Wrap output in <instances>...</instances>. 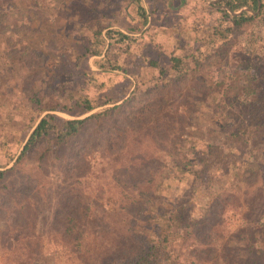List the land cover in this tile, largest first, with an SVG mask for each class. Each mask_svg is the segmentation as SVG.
I'll use <instances>...</instances> for the list:
<instances>
[{
    "label": "trees",
    "instance_id": "trees-1",
    "mask_svg": "<svg viewBox=\"0 0 264 264\" xmlns=\"http://www.w3.org/2000/svg\"><path fill=\"white\" fill-rule=\"evenodd\" d=\"M63 1L60 8L78 7L73 14L79 20L82 2L90 0ZM111 3L109 11L116 15L103 31L97 26L86 33L82 40L90 37L89 45L73 47L70 39L60 44L52 38L43 40L45 45L40 47L35 42L44 27L37 16L46 0H0V57L17 64L9 73L0 67V87L9 91L0 93V126L4 128L0 148L12 159L21 146L10 166L0 165V254L11 258L8 264H31L45 237L75 264H231L234 253L227 244L217 253L215 239L224 234L218 218L246 203L251 190L259 197L260 212L264 209V190L259 192L252 177L253 159L259 153L264 156V59L255 64L246 57L237 63L243 65L234 69L235 80L218 96L225 104L217 121L219 142L198 133L187 136L184 123L182 132L170 137L168 132L173 131L184 103L182 94L196 71L194 62L187 64L182 55L172 53L167 65L146 57L142 69H134L128 56L122 65L115 64V45L129 53L137 40L132 34L146 28L150 10L144 0ZM218 4L232 11L242 6L255 11L230 14L216 7L221 24L225 23L222 29L232 34L220 46L253 21L264 26V0L258 9L257 0H219ZM97 13L103 14L100 7ZM120 16L126 21L122 26L115 22ZM47 46L55 53L46 51ZM90 55L99 56L94 70ZM65 62L78 68L84 63L83 74L95 72L88 80L109 73L115 77L111 84L134 85L127 84L128 91L117 99L103 94L94 103L72 78L69 82L74 86L61 84L72 75L65 72ZM96 106L101 107L76 117ZM8 122L18 126L17 133ZM167 146L177 157L164 166L165 176L156 179V171L148 168L154 161L152 151ZM96 161L115 167L111 186L106 189L95 183L108 228L101 229L105 240L93 256L79 251L86 221L97 216L89 200H81L89 192L92 176L96 177L92 173ZM130 169L136 174L130 175ZM112 186L118 187L116 192ZM241 186L246 188L241 191ZM235 254L238 264H264V251L255 247L248 252L237 247Z\"/></svg>",
    "mask_w": 264,
    "mask_h": 264
},
{
    "label": "rangeland",
    "instance_id": "rangeland-1",
    "mask_svg": "<svg viewBox=\"0 0 264 264\" xmlns=\"http://www.w3.org/2000/svg\"><path fill=\"white\" fill-rule=\"evenodd\" d=\"M218 1L144 0V5L150 10V16L146 28H142V31L132 34L137 37L136 45L130 46L129 53L124 51L122 45H115L116 58L114 59V63L122 65V62H125L124 58L128 56V60L134 69H142V60L146 57L158 58L161 64L167 65V58L172 53L182 55L187 64L190 63L191 65L194 62L193 67H195L196 71L190 76L189 83L182 94L181 100L184 103L179 106L181 112H179L177 123L171 132L172 134L168 132L170 137H175L177 133H181L182 130H180V127L184 123L186 124L184 131L187 136L195 137L199 134L212 142H219L221 140V132L217 127V121L222 118L221 111L225 109V104L219 102L218 96L221 95L224 88H227L229 83L235 80V77L232 80L235 73L234 69L243 65H237V63L242 62L246 57H250L255 64L261 63L264 59V26H261L259 21L251 22L246 29L234 35L228 44L223 43L220 46V41L229 38L232 34L230 35L222 29L225 23L221 24L219 19L220 13L215 9L216 7H220ZM105 3L106 5L104 7L103 4ZM62 4H64L63 0H46L45 9L37 16L41 25L44 27V34H42L44 36L39 35L36 37L37 42L35 43L37 46L42 47L41 43L44 46L45 42L43 40L52 38L60 40V44H63L61 43L63 40L68 41L70 39L73 47L77 43L89 45L90 37L87 36L82 40L86 33L91 32V29L97 26L101 27L103 31V27L111 23L112 18L116 15V11H109L113 6L111 5V0L83 1L79 13V20L84 24L86 23V27L78 19H74L75 15L73 14V10L78 9V7L67 4L64 6L66 8L64 12V7L60 8ZM99 7L103 11L102 15H98L97 13ZM46 16L48 17L47 21L44 18ZM115 22L120 26L123 25V22L126 23L121 16ZM217 24L219 26L215 28L214 26ZM217 29L222 31V35H220ZM99 43L101 44V42ZM51 45L56 46L53 42ZM49 48L47 46L46 51L55 53V50H50ZM67 51L70 52V50ZM97 57L99 56L90 55L88 58L92 70L96 68L97 64L94 62V59ZM66 63L63 68H65L67 74L72 73V75L67 76L63 83H58L64 86H74L69 82L72 78L75 80L77 88L82 89L94 103H98L101 97L117 99L128 91L127 84L130 88L134 85V83L132 84L130 82L127 84L123 83L122 85H119V83L111 84V81L113 82L115 77L109 73H100L97 74L96 80H88L87 76L95 75V72L87 70L83 74L82 70H86L84 63H82L80 68L70 66ZM0 67H3L4 70L7 69L6 71L9 73L14 71L17 64L8 61L5 57H0ZM0 71H3V69H0ZM105 88L107 90L103 91L102 89ZM1 92L5 94L9 93L8 89L3 86L0 87ZM59 92L61 91L57 93ZM103 94L104 96H101ZM18 98H20L19 95ZM197 98L202 100L200 104L194 102V99ZM119 101L117 100L116 102ZM100 107L96 106V109ZM55 113L63 117L71 116L58 110H55ZM8 125H12L11 128L13 129L18 127L16 124L13 125L12 122H8ZM1 130H4L2 126H0ZM14 133H17V129L14 130ZM20 147L17 149L15 155L20 150ZM168 148L169 146L165 149H153L155 151H152V160L154 161L150 162L148 168L156 171V179L164 175V166L167 165V162L177 157L173 156L177 153H173L174 150H168ZM259 155L260 157L258 159H253L255 172H253L252 177L254 178L255 184L260 186L261 190L259 192L262 193L264 190V156H261L262 153H259ZM13 158L10 159L9 155H6L3 149L0 148L1 166H10L14 161ZM157 165L158 168L156 167ZM114 167L108 162L96 161L92 170V173H95L96 177L92 176L89 182V192L81 199L83 202L89 200L90 207L97 215L87 220L84 226L85 230L82 232L84 243H82L81 250L79 251L83 255L88 254L94 256L97 251L96 248L99 245L102 246V241L105 240L104 234H101V229L108 228L106 226L107 220L103 217L104 207L101 202L103 199L97 198L95 191L96 184L102 183V186L106 189L112 185L111 175L114 173ZM92 173L88 175L90 176ZM128 173L132 176L136 174L131 169ZM49 179L51 181V176ZM243 188H246V186H241V191ZM117 189V186L111 187V191L113 192H116ZM242 195L241 193V198H243ZM253 195L254 191H249L246 195V203L244 202L241 207H237L234 210L227 211L218 218L219 226L222 228L220 232H224V234L222 238L217 237L215 239L217 253L220 254L222 245L227 244L230 247L229 251L234 253L230 258L231 264L239 263V256L235 254L237 247L239 250H244L245 252L252 250L253 247L257 250L264 251V209L260 212L261 205H258L257 200L259 197L254 195L253 198ZM248 202L249 204H247ZM138 204L136 203L135 206ZM37 233L39 232L37 231ZM44 238L42 237L41 239L42 249L38 257L31 264L76 263L75 259L67 254H62L60 250L54 249L53 244L50 245L47 238ZM76 254L73 255L76 256ZM91 259L89 257V260ZM10 260V257H4L3 254H0V264H8ZM80 261L82 263V259Z\"/></svg>",
    "mask_w": 264,
    "mask_h": 264
},
{
    "label": "water",
    "instance_id": "water-1",
    "mask_svg": "<svg viewBox=\"0 0 264 264\" xmlns=\"http://www.w3.org/2000/svg\"><path fill=\"white\" fill-rule=\"evenodd\" d=\"M259 5H260V0H257V9L259 8ZM221 7H223L227 12H229L230 14H238L239 12H241L242 10H248L249 12H255V11H252V10H250V8H248L247 6H242L240 9H238V10H236V11H232V10H230L226 5H220ZM96 109V107H94V108H92V109H90V110H88V111H86V112H84V113H81V114H79V115H77L76 117H83V116H86L87 114H89V113H91L92 111H94ZM46 111H44L43 113H45ZM42 113V114H43ZM41 114V115H42ZM41 115H40V117H41ZM40 117H38V119L40 118ZM69 117H72V116H69ZM37 119V120H38ZM36 120V121H37ZM16 156V155H15ZM15 156H14V158H15ZM13 158V159H14ZM13 161V160H12Z\"/></svg>",
    "mask_w": 264,
    "mask_h": 264
}]
</instances>
